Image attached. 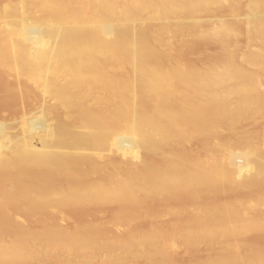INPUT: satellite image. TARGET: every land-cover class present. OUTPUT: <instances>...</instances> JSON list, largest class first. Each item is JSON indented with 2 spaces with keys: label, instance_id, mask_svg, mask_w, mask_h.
<instances>
[{
  "label": "bare ground",
  "instance_id": "obj_1",
  "mask_svg": "<svg viewBox=\"0 0 264 264\" xmlns=\"http://www.w3.org/2000/svg\"><path fill=\"white\" fill-rule=\"evenodd\" d=\"M241 2L0 0V104L30 107L0 145V173L11 171L0 180V264H172L178 247L200 246L207 255L191 264H264L250 242L264 236V0H246L243 27L195 16ZM183 32L219 56L205 45V65L180 61ZM245 119L255 137L238 131ZM192 143L201 155L178 151ZM154 201L166 210L148 212ZM84 208L110 218L72 231L54 219Z\"/></svg>",
  "mask_w": 264,
  "mask_h": 264
},
{
  "label": "rangeland",
  "instance_id": "obj_2",
  "mask_svg": "<svg viewBox=\"0 0 264 264\" xmlns=\"http://www.w3.org/2000/svg\"><path fill=\"white\" fill-rule=\"evenodd\" d=\"M245 3H246V0H242L241 6H234V7L226 8L220 14L214 13V14H211V15H208V16H203V17L200 14H196L195 16H196V18L200 16V18H198L199 22L200 23H203V24H207V25H209L211 23H214V22H217V21H221V22H224L225 24H228L229 26H233L234 25L236 27H243L242 18L245 17V13H244V10H245L244 4ZM190 21H192V19L189 20V19H186L185 18V19H182L181 22L187 23V22H190ZM240 40H242V39H240ZM179 41L185 47L177 50L176 51V56H177V58L180 61H182L184 63H189V62L194 63V64L195 63H198V66H201L204 62L209 61V59H213L210 54L208 56V53H210V51H211V53L213 52L212 55H214V53L216 51H217L216 52V54H217L218 51H219L218 46H214L216 44H213V46H212L210 42H207V41L205 42L203 40L202 41L203 46H202L201 40H198V41L192 40V37L187 32H183L182 33L181 38L179 39ZM205 45H206V48H209V49L212 48V47H214V48L210 49V51L208 49V51H209L208 52L207 49H204L205 48ZM207 45L208 46L210 45V46L207 47ZM202 47H204V48H202ZM215 47H216V51L214 52ZM202 50L207 51V52L204 53ZM201 52H202V54L204 53L203 54L204 56L201 54ZM205 54H207V55H205ZM218 54L217 55H214V59L219 56ZM205 56L206 57H211V58H209V59L207 58L208 60L205 59L206 61H204L203 58ZM202 60L204 61L203 63H202ZM203 65H205V63ZM2 87H4V86H1L0 89L4 90ZM2 90L0 92V97H2V95H5V94H2L1 95V93L3 92ZM5 91H6V89L4 90V93H5ZM13 98L14 99H12V97H11V99H9V98H3L2 99L1 98L2 99V103L0 104V145L11 146V143L9 142L10 139H4L6 137V130H7V128H10L9 127V125H11L10 121H12L14 119L19 120V117L21 118V115H23V112H26V111L27 112H30V110H29L30 107L27 109L26 106H24V107L22 106L23 110L26 109V111L24 110L22 112V108H20L21 105L17 101L15 102V100H16L15 97H13ZM5 99H9L10 102L9 103L8 102L4 103L3 100H5ZM14 112H16V113H14ZM12 113H14V114L12 115ZM262 121L264 122V119L261 120V122ZM15 131H16V129H15ZM238 131L244 133L245 135H250V136L255 137L257 135V133H258V123L255 120H253V119H245L238 126ZM35 141L36 140L33 139L31 141V143H30V146H31V149L32 150L37 151V149H39V146L37 145L38 144L37 141L36 142ZM189 145L190 146H187L186 145V146H183V147L179 148L178 151H181V153L184 152V153H187V154L192 153V155L195 153L194 154L195 156H199V155L202 154L199 144L192 143V144H189ZM147 161L149 163H151V164L152 163L156 164L158 162V160L156 159V157H148ZM16 170L18 171V168L12 169V171L14 172V174H15ZM7 172L0 173V180L6 179L7 177H9L8 175L10 174L11 171L8 172V173ZM13 181L16 182V183L23 182L24 181V174H21V173L15 174L14 177H13ZM261 193L264 194V185L261 187ZM248 195H250V191H247L246 190V191H242V192L238 193L235 196L234 195H231V196H226L225 198H223V197H215L213 201L216 202V201H221L223 199L229 200V197L232 200L234 198L236 199V197H237V199H242V198H245ZM190 202L191 201L187 197H182L180 199V201H179V204L181 203L182 206H184V207L186 206L187 207V206L190 205ZM151 204L152 205H150V203H149V205H146V207H145V209L148 212H150V213H154V212H156V213L160 212L161 213L164 210H166V208L168 206V204L165 205V204H163V203H161L159 201H154ZM84 209H82V210L81 209L80 210H69V211H66L64 213L62 212V213H59V215H56L54 217V219H55V221H57L59 223V226L61 225V227L63 229H65V230L66 229H70L71 230V228L76 227L77 225H81V224H84L86 222H90V219L93 220V222L94 221L103 222V221H107L110 218L111 210L109 208H108L109 210H106L107 208H105V209L104 208H97L98 210H95V208H86L87 210L86 209L84 210ZM96 212H97V214H96ZM10 216L11 217H14L15 216V213H13V216H12V213H11ZM18 216H20V218H16V216L14 218L20 219V220H22L21 218H23L24 220H26V223L28 225V228H33L34 227V226H31V224L34 225L31 218H29V217L24 218L21 215H18ZM48 216H46V218ZM11 217H10V219H12ZM99 217H101V218H99ZM14 218H13V220H14ZM166 220H167V218L166 217H163V218L160 219L161 222H159V221L158 222H159L160 225L164 226L166 224L165 222H167ZM58 223H57V225H58ZM162 223H164V225ZM136 227L139 228V229H141V231H145V229L147 230V228H148V223L145 220H140L136 224ZM127 229H129V228H127ZM130 229H135V228L132 227ZM70 230H68V231H70ZM73 230H74V228H73ZM111 230H112L111 232L114 234V231L115 230H113V229H111ZM119 231L122 232V233H120ZM123 231H124V227H120L119 229L116 230L115 236L117 238H119V239L123 238L124 233H125V231L124 232ZM255 235H253V238L254 237H256V238L252 239L250 242L252 244H254V246L256 245V247L257 246L258 247H264V236L261 235V237H258L260 235H256V236ZM250 238H252V237H250ZM200 247H202V246H200ZM200 247H197V248L192 249V250L191 249H185L184 247L183 248L182 247L181 248L178 247L179 250L177 249V250H175L173 252L175 255H173V253H172V254H170L172 256L171 257H168L167 259H169L168 260L169 263H170V260H171L172 261V264H175V263L188 264L190 262L193 263L195 259L197 261V259L199 260L200 258H204L207 255V254L204 255V252L206 251V248H205V251H204L203 250L204 247H202V248H200ZM212 250H214V251H212ZM212 250H209L206 253L209 252L210 254H214V252H216L217 249H212ZM120 252H122V251H120ZM200 256H202V257H200ZM183 258H184V260H183ZM80 261H82V260H80ZM128 263L129 264H135L136 262H134V261L133 262L128 261ZM140 264H147V263L142 262Z\"/></svg>",
  "mask_w": 264,
  "mask_h": 264
}]
</instances>
